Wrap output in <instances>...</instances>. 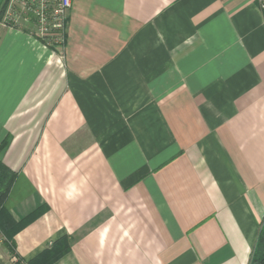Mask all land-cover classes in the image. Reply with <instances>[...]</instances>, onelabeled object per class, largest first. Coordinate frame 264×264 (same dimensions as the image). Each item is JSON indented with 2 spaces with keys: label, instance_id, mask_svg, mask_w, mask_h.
I'll return each instance as SVG.
<instances>
[{
  "label": "crops",
  "instance_id": "crops-1",
  "mask_svg": "<svg viewBox=\"0 0 264 264\" xmlns=\"http://www.w3.org/2000/svg\"><path fill=\"white\" fill-rule=\"evenodd\" d=\"M0 33L4 207L28 264H248L264 218V13L255 0H72L65 41Z\"/></svg>",
  "mask_w": 264,
  "mask_h": 264
},
{
  "label": "built area",
  "instance_id": "built-area-1",
  "mask_svg": "<svg viewBox=\"0 0 264 264\" xmlns=\"http://www.w3.org/2000/svg\"><path fill=\"white\" fill-rule=\"evenodd\" d=\"M264 13V0H255ZM72 0H6L0 26L13 29L20 19L33 24L28 36L45 47L56 48L65 41Z\"/></svg>",
  "mask_w": 264,
  "mask_h": 264
},
{
  "label": "trees",
  "instance_id": "trees-1",
  "mask_svg": "<svg viewBox=\"0 0 264 264\" xmlns=\"http://www.w3.org/2000/svg\"><path fill=\"white\" fill-rule=\"evenodd\" d=\"M6 0H0V18L4 11ZM9 138L4 136L0 141V153L6 148ZM16 172L4 164L0 158V234L6 236L8 247H12L14 232L28 223L34 214L28 215L20 221H15L4 207L5 200L15 182ZM69 250V243L65 237L57 240L53 245L28 264H51ZM248 264H264V218L258 229Z\"/></svg>",
  "mask_w": 264,
  "mask_h": 264
},
{
  "label": "rangeland",
  "instance_id": "rangeland-1",
  "mask_svg": "<svg viewBox=\"0 0 264 264\" xmlns=\"http://www.w3.org/2000/svg\"><path fill=\"white\" fill-rule=\"evenodd\" d=\"M0 26V33L3 31ZM14 31H19L24 35H29L35 31L33 24L30 22H26L23 19H20L16 26L13 28ZM20 93V89H3L0 90V113H7L11 107L13 106L18 94ZM2 140V139H1ZM0 140V141H1Z\"/></svg>",
  "mask_w": 264,
  "mask_h": 264
}]
</instances>
